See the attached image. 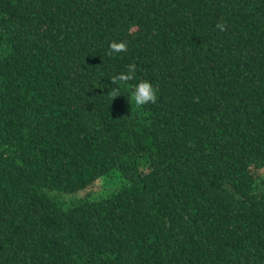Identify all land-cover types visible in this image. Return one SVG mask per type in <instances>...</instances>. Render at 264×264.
<instances>
[{
	"label": "trees",
	"instance_id": "obj_1",
	"mask_svg": "<svg viewBox=\"0 0 264 264\" xmlns=\"http://www.w3.org/2000/svg\"><path fill=\"white\" fill-rule=\"evenodd\" d=\"M0 264H264V0H0Z\"/></svg>",
	"mask_w": 264,
	"mask_h": 264
},
{
	"label": "clouds",
	"instance_id": "obj_2",
	"mask_svg": "<svg viewBox=\"0 0 264 264\" xmlns=\"http://www.w3.org/2000/svg\"><path fill=\"white\" fill-rule=\"evenodd\" d=\"M221 30H223L224 25H217ZM127 48V42L121 40H113L108 44L107 55L111 57L114 53L119 54L125 51ZM126 71H121L111 78V82L117 84V87L112 89V96H119L122 85L125 82L131 81L134 78L136 71V66L134 64H129L126 66ZM158 93L153 84L147 79L138 80L131 92L129 93V101L135 106H143L148 103H155L157 100Z\"/></svg>",
	"mask_w": 264,
	"mask_h": 264
},
{
	"label": "rangeland",
	"instance_id": "obj_3",
	"mask_svg": "<svg viewBox=\"0 0 264 264\" xmlns=\"http://www.w3.org/2000/svg\"><path fill=\"white\" fill-rule=\"evenodd\" d=\"M114 188H115L114 186L108 184L107 182H106L105 186H103L102 183H99V185L97 186V189L95 190V194L100 193L102 191L103 192H108V191H110V190H112ZM85 195H86V192H83L82 194H80L81 197H84ZM97 195L100 196L99 194H97ZM65 200H66V197H63L62 201L65 202Z\"/></svg>",
	"mask_w": 264,
	"mask_h": 264
}]
</instances>
